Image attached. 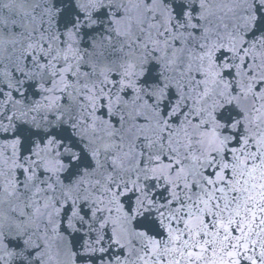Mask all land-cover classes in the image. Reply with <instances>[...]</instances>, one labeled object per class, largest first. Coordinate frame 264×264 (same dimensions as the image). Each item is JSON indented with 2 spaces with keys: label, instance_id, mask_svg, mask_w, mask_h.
<instances>
[{
  "label": "snow or ice",
  "instance_id": "snow-or-ice-1",
  "mask_svg": "<svg viewBox=\"0 0 264 264\" xmlns=\"http://www.w3.org/2000/svg\"><path fill=\"white\" fill-rule=\"evenodd\" d=\"M0 264H264V0H0Z\"/></svg>",
  "mask_w": 264,
  "mask_h": 264
}]
</instances>
